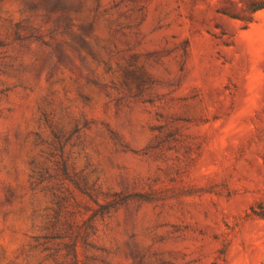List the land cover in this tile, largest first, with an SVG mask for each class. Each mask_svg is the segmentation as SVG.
Instances as JSON below:
<instances>
[{"label":"rangeland","instance_id":"rangeland-1","mask_svg":"<svg viewBox=\"0 0 264 264\" xmlns=\"http://www.w3.org/2000/svg\"><path fill=\"white\" fill-rule=\"evenodd\" d=\"M226 5L0 0V264H264V11Z\"/></svg>","mask_w":264,"mask_h":264},{"label":"trees","instance_id":"trees-1","mask_svg":"<svg viewBox=\"0 0 264 264\" xmlns=\"http://www.w3.org/2000/svg\"><path fill=\"white\" fill-rule=\"evenodd\" d=\"M228 5L217 9V13L232 19L244 21L246 24L252 22L255 13L264 11V0H249L243 3V0H226ZM243 6L239 7V4Z\"/></svg>","mask_w":264,"mask_h":264}]
</instances>
